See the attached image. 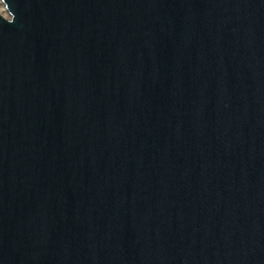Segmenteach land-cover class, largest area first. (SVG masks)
<instances>
[{"label": "water", "instance_id": "1", "mask_svg": "<svg viewBox=\"0 0 264 264\" xmlns=\"http://www.w3.org/2000/svg\"><path fill=\"white\" fill-rule=\"evenodd\" d=\"M0 264H264V0H0Z\"/></svg>", "mask_w": 264, "mask_h": 264}, {"label": "rangeland", "instance_id": "2", "mask_svg": "<svg viewBox=\"0 0 264 264\" xmlns=\"http://www.w3.org/2000/svg\"><path fill=\"white\" fill-rule=\"evenodd\" d=\"M0 13L7 19L10 18V15L8 13V11L6 10V7L4 6L3 3L0 4Z\"/></svg>", "mask_w": 264, "mask_h": 264}]
</instances>
